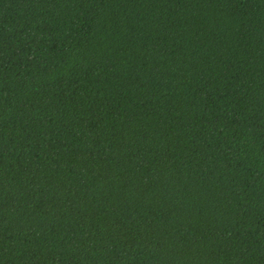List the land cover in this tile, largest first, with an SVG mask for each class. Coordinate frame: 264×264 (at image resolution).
I'll list each match as a JSON object with an SVG mask.
<instances>
[{
    "label": "trees",
    "instance_id": "obj_1",
    "mask_svg": "<svg viewBox=\"0 0 264 264\" xmlns=\"http://www.w3.org/2000/svg\"><path fill=\"white\" fill-rule=\"evenodd\" d=\"M0 264H264V0H0Z\"/></svg>",
    "mask_w": 264,
    "mask_h": 264
}]
</instances>
